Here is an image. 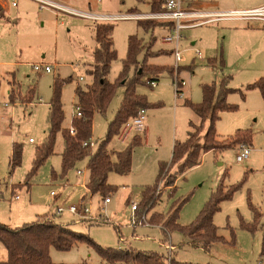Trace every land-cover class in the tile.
I'll return each instance as SVG.
<instances>
[{"label": "rangeland", "instance_id": "374dc122", "mask_svg": "<svg viewBox=\"0 0 264 264\" xmlns=\"http://www.w3.org/2000/svg\"><path fill=\"white\" fill-rule=\"evenodd\" d=\"M55 1L77 11L86 10L85 5L90 2L101 13L110 15L158 10L151 9L152 0ZM15 2L17 6L12 7L11 0H0V6L6 7L0 15V191L3 194L0 196V224L9 228L19 227L41 221L46 214L53 215L56 206L83 203L90 206L93 216H100L104 222L78 219L67 211L53 217V220L87 235L102 248L154 252L186 264H264V256H260L264 230V96L258 89L246 90L247 85L264 77V24L221 22L181 31L179 50L183 61L175 69L170 53L173 44L163 42L162 37L167 35V31L162 30V23L142 21L157 25L148 29L138 26L139 21L136 20L110 23L113 25L111 40L116 52L107 77L110 83L118 82L123 74L127 40L132 35L145 47L136 56V67L127 69V82L141 70L145 55L147 66L170 68V73L163 69L157 74L148 72L141 75L135 87L136 94L144 96L153 107L145 110L146 131H132L125 141H120L119 135L111 139L108 150L114 154L125 150L134 136L139 137L141 144L133 148L128 174H108L107 184L111 191L107 197H110V203L103 206L99 195L91 196L82 187L86 182L88 158L77 163L65 177L60 176V154L64 145L61 134L56 136L54 155L29 181V188L23 186L35 149L47 137V115L55 80L61 84L62 127L65 129L70 127L76 113L75 89H84L91 83L86 72L92 69L93 64L91 50L95 48L93 26L96 22L50 8L39 9L31 0ZM192 2L194 6L199 4L202 8L219 11L243 10L263 3L262 0ZM45 64L52 66V72H36L32 68L33 65ZM175 75L184 82L179 94L173 84ZM78 77L82 80H77ZM151 79H156L155 88L146 85ZM9 82L16 83L20 89L18 91L15 87L19 100L13 104L8 101ZM221 82L232 90L226 97L227 104L237 109L218 114L219 119L214 125L216 145L221 148L229 143L232 148L202 155L200 165L178 178L171 196V191L160 184L161 194L146 215V222L149 224L152 213L164 215L174 202L187 199L178 218L181 226H187L195 221L219 185L224 191L239 186L231 199L219 204V211L213 216L217 234L224 242H215L205 251L177 231L165 237L157 225L133 228L130 226L131 203L138 205L142 189L155 183L159 164L170 161L175 142L185 141L191 129L190 122L199 125L198 117L185 102L201 103L202 86L214 84L218 90ZM124 90L122 84H117L106 112L94 115L92 140L95 146L92 150L95 151L104 139ZM30 91H33L31 103L22 104L23 97ZM206 126L207 123L201 136ZM237 131H248L250 144L235 135ZM14 142L22 146L23 154L21 165L11 172L9 158ZM241 146L249 147L250 154L245 162L237 163L236 150ZM77 171L84 172V181ZM52 192L54 196H51ZM14 195L19 198L14 199ZM137 211L134 213L136 216L144 215L137 214ZM167 244L175 249L169 252L165 248ZM0 250V260H4L6 252L1 246ZM50 257L57 264L101 262L98 254L85 243H78L67 252L50 249Z\"/></svg>", "mask_w": 264, "mask_h": 264}, {"label": "trees", "instance_id": "16d2710c", "mask_svg": "<svg viewBox=\"0 0 264 264\" xmlns=\"http://www.w3.org/2000/svg\"><path fill=\"white\" fill-rule=\"evenodd\" d=\"M162 0H152L151 9L156 10ZM2 9L0 7V15ZM164 25V24H162ZM138 26L148 29L157 25L151 23L138 22ZM95 48L92 52V69L86 74L91 79V83L84 89L77 87L75 96L77 105L75 110L79 116L75 115L71 119L70 128H63L64 112L60 100V82L55 80L53 86V96L49 102V112L47 115V137L36 147L31 169L29 170L23 186L29 188V181L37 174L40 167L52 155H54V145L57 134H61L63 139V150L61 157L60 176L65 177L77 163L88 158L86 167V190L91 196L99 195L102 199L109 194L110 187L107 184L108 174L125 175L131 170L133 148L141 144L138 136L132 138L129 146L115 154L108 150V145L114 136L119 135L122 126L140 109H150V105L144 96L136 94L135 87L140 81L143 73L157 74L163 69L170 73V68L150 67L145 64L141 70L137 71L133 79L127 82L126 71L130 66L136 67L137 54L144 50L142 41L135 35L129 36L127 40V53L123 61V74L118 82L110 83L107 79L111 63L116 59V52L113 48L111 35L113 25L110 23L94 24ZM155 55V53H154ZM70 79V78H69ZM65 82V81H64ZM117 84L125 87L123 97L116 114L107 126L104 139L99 143L94 151L89 147L92 140V125L95 114H104L115 94ZM147 85V84H146ZM8 101L13 104L19 100L15 94V87L20 91L16 83H9ZM258 89L264 96V77L246 86V90ZM202 90V102L192 104L186 101L185 104L194 112L199 119V125L190 122V131L183 142H175L172 148V156L169 162L159 164L158 173L153 185L145 186L140 194L137 205V214L147 215L160 196L159 185L169 189L170 196L175 189L178 178L188 170L200 165L202 155L208 152L223 151L232 148L231 145L223 144L217 148V137L215 133V122L219 119L221 112H233L236 106L229 105L226 97L232 92L224 82H221L219 89L215 85H204ZM30 95V97L28 96ZM23 97L22 104H29L33 99V91ZM243 97V95H242ZM207 123L205 133L201 136V131ZM235 135L241 136L250 144V133L248 131H237ZM23 148L17 143H12L9 158V168L11 172L19 167L22 162ZM114 158V159H112ZM55 177V173H52ZM239 189V186H232L224 191L219 185L217 191L211 195L203 209L194 222L187 226L178 223L179 212L187 199L174 202L166 214L152 213L148 220L151 225L159 226L163 235L167 237L172 232H179L183 236L191 239L195 244L201 246L205 251L215 242H224L217 234V228L213 224V216L219 211V204L231 199L232 195ZM138 216V215H137ZM246 228L248 226L243 225ZM251 229V228H249ZM85 243L92 248L101 259L98 264H186L179 263L174 259L167 258L164 254L154 252L134 251L130 249L115 250L112 248H102L91 240L87 235L76 232L66 226L54 222L53 217L44 215L41 221L23 224L22 226L9 228L0 224V246L6 252V258L0 260V264H57L51 260L50 249L60 252L70 251L76 244ZM260 256H264V230L262 234ZM79 264H90L87 262Z\"/></svg>", "mask_w": 264, "mask_h": 264}, {"label": "built area", "instance_id": "2783aa9c", "mask_svg": "<svg viewBox=\"0 0 264 264\" xmlns=\"http://www.w3.org/2000/svg\"><path fill=\"white\" fill-rule=\"evenodd\" d=\"M39 6V9L50 8L51 10L66 13L73 16H78L83 19H87L96 23H112L115 21L122 20H153L160 22L164 25H170L172 32L170 35L163 37V42L172 43L173 49L171 54L173 55L175 66L178 68V64L183 61V57L180 55V39L181 31L186 29H192L202 26H207L210 24H217L221 22H231V21H244V22H260L264 24V0L263 3L255 8L246 9V10H229V11H219V10H208L202 9L194 6L192 0H162L159 4L158 10L155 12L149 13H127V14H94V13H84L81 11L74 10L65 5H61L54 0H31ZM12 7H16L15 0H11ZM98 3H101L102 0H97ZM33 70L36 72L50 73L53 68L51 65H33ZM77 80L81 81L82 78L78 77ZM151 88L157 86L156 79H151L146 83ZM173 84L176 89V93H181V89L184 86V82L178 79V75H175L173 78ZM7 106V105H6ZM145 110L140 109L137 111L136 115L129 119L121 128L119 136L122 140H125L132 131H144L145 130ZM75 115L79 116V112L76 110ZM29 142H33L32 139H29ZM94 142L89 143V147L94 149ZM250 154V148L247 146H241L236 150V162L243 163L245 162ZM78 176H82L84 181V172L77 171ZM86 179V174H85ZM86 182L82 183V187L86 188ZM87 191V190H86ZM88 192V191H87ZM12 194V191H11ZM0 196L3 197L2 191H0ZM51 196H54V193H51ZM18 195H14V199H18ZM110 203V197H106L102 201V205L105 206ZM132 216L130 218V226L133 228L140 226H150L146 222V215L140 217L136 216L134 213L137 210V204L135 202L131 203ZM67 211L69 214L76 216L78 219H90L91 221H102L104 220L98 216H93L91 214L90 206L87 204L79 203L76 205H70L67 207L56 206L54 214L52 217L60 216L63 212ZM166 250L169 252L173 251L175 247L171 244L165 246ZM1 251V250H0Z\"/></svg>", "mask_w": 264, "mask_h": 264}, {"label": "crops", "instance_id": "0c3cea01", "mask_svg": "<svg viewBox=\"0 0 264 264\" xmlns=\"http://www.w3.org/2000/svg\"><path fill=\"white\" fill-rule=\"evenodd\" d=\"M55 1V0H54ZM103 2V1H102ZM262 2H263V0H262ZM262 4V3H261ZM260 4V5H261ZM62 5V4H61ZM260 5H258V6H260ZM17 6V5H16ZM196 6L197 7H199V8H202L199 4L197 5L196 4ZM203 6V5H202ZM258 6H255V7H258ZM1 7V6H0ZM85 7H86V10H84V11H81V12H84V13H94V14H103V13H101L100 12V10L96 7V6H94V5H92L90 2H88L86 5H85ZM255 7H252V8H255ZM1 9L3 10V13L5 12V10H6V7H1ZM202 9H207V8H202ZM248 9H251V8H248ZM238 10V9H237ZM243 10H246V9H243ZM54 11V10H53ZM129 13H131V12H129ZM55 15H57L58 13H54ZM87 20V19H86ZM93 22V21H92ZM231 22H239V21H231ZM94 27V26H93ZM94 29V28H93ZM162 30H164V31H167V35H170L171 34V32H172V29H171V26L170 25H164L163 26V28H162ZM166 35V36H167ZM165 37V36H164ZM93 39H94V31H93ZM162 39H163V37H162ZM93 50V49H92ZM91 50V52H93ZM170 53H171V51H170ZM92 54V53H91ZM92 56V55H91ZM10 83V82H9ZM76 97V96H75ZM76 102H77V98H76ZM7 105V106H6ZM5 107H8V104H5ZM76 111V110H75ZM71 126V125H70ZM92 127H93V125H92ZM70 128V127H69ZM144 131H146V126H145V130ZM129 137V136H128ZM127 137V138H128ZM118 138H119V140L120 141H125V140H127V138L125 139V140H122V138H120V136H118ZM30 143H33V142H30Z\"/></svg>", "mask_w": 264, "mask_h": 264}]
</instances>
